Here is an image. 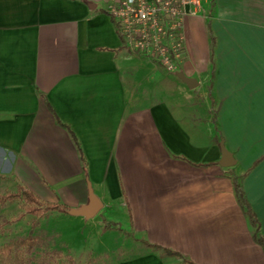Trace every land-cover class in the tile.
Segmentation results:
<instances>
[{"label":"crops","instance_id":"crops-1","mask_svg":"<svg viewBox=\"0 0 264 264\" xmlns=\"http://www.w3.org/2000/svg\"><path fill=\"white\" fill-rule=\"evenodd\" d=\"M106 3L0 0V190L68 209L90 188L87 219L140 243L112 264H264V0H202L176 72L130 52Z\"/></svg>","mask_w":264,"mask_h":264},{"label":"rangeland","instance_id":"rangeland-1","mask_svg":"<svg viewBox=\"0 0 264 264\" xmlns=\"http://www.w3.org/2000/svg\"><path fill=\"white\" fill-rule=\"evenodd\" d=\"M17 186L11 182L0 194L15 192ZM27 236L37 238L38 243L31 245L29 254L18 257L21 264L26 257L28 264H38L47 253L61 264H112L136 252L139 243L124 227L105 225L100 216L86 220L67 208L47 209L35 216L24 213L17 199L0 203V249ZM17 249L21 254L26 247ZM9 255L7 260L14 261L15 251Z\"/></svg>","mask_w":264,"mask_h":264},{"label":"built area","instance_id":"built-area-1","mask_svg":"<svg viewBox=\"0 0 264 264\" xmlns=\"http://www.w3.org/2000/svg\"><path fill=\"white\" fill-rule=\"evenodd\" d=\"M202 0H107L105 11L126 48L176 72L184 54V19Z\"/></svg>","mask_w":264,"mask_h":264},{"label":"trees","instance_id":"trees-1","mask_svg":"<svg viewBox=\"0 0 264 264\" xmlns=\"http://www.w3.org/2000/svg\"><path fill=\"white\" fill-rule=\"evenodd\" d=\"M234 191L236 194V198L241 205V207L244 209V212L248 216L250 222L252 225H256V220L253 218V214L249 208V205L244 197V194L242 192L241 186L237 178H234ZM13 200L17 199L21 202V208L24 211V213L31 214V215H39L41 214L44 210H58L61 208H66L62 204L58 203H45L40 200L39 197H37L34 193L29 191L28 189L22 187V186H17L15 192H6L3 194H0V203H4L7 200ZM105 225H110L111 222L104 221ZM115 225V224H114ZM255 239L258 243L262 244V241L259 237L255 236ZM34 243H38L37 238L31 236H27L25 238L19 239L18 241L13 242V246L15 249L13 250L12 247L9 245H6L5 247L0 249V264H21L20 261H17L19 259L18 257H24L27 254H29L31 250V245ZM148 244V243H147ZM149 245V244H148ZM19 246H25L26 250L22 251V253H18ZM33 246V245H32ZM154 248H158L156 245H151ZM12 251H15V260L14 261H9L7 260L6 257H10L9 254L12 253ZM166 253H172L169 250H165ZM23 255V256H22ZM49 256V257H48ZM20 260V259H19ZM30 262V258L26 257V259L23 261V264H28ZM38 264H61L59 261H57L56 258L51 257L48 253L46 256L40 258L38 261Z\"/></svg>","mask_w":264,"mask_h":264},{"label":"water","instance_id":"water-1","mask_svg":"<svg viewBox=\"0 0 264 264\" xmlns=\"http://www.w3.org/2000/svg\"><path fill=\"white\" fill-rule=\"evenodd\" d=\"M178 77L184 81L189 87L195 86V80L183 75L182 72H177ZM221 158L219 160V165L223 167L231 166L235 163L232 154L225 148L222 141H220ZM102 203L94 195L92 190L88 189V201L86 204L79 206L78 208H68L67 211L74 215L82 216L84 219L94 216L98 210L101 208Z\"/></svg>","mask_w":264,"mask_h":264}]
</instances>
